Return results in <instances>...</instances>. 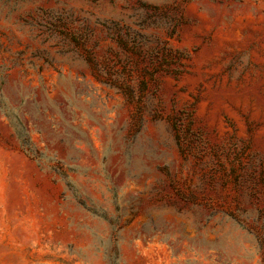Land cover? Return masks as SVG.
Returning a JSON list of instances; mask_svg holds the SVG:
<instances>
[{"label":"rangeland","instance_id":"374dc122","mask_svg":"<svg viewBox=\"0 0 264 264\" xmlns=\"http://www.w3.org/2000/svg\"><path fill=\"white\" fill-rule=\"evenodd\" d=\"M0 85V264H264V0H0Z\"/></svg>","mask_w":264,"mask_h":264},{"label":"trees","instance_id":"16d2710c","mask_svg":"<svg viewBox=\"0 0 264 264\" xmlns=\"http://www.w3.org/2000/svg\"><path fill=\"white\" fill-rule=\"evenodd\" d=\"M150 66L152 70L147 71L148 79H152L154 77V74L157 73L159 70L166 74H172L174 72L171 71L169 68L170 65L173 63V56L171 51L164 45L162 46V53L161 57L159 55V52H156V50H152L150 52ZM87 62H89L91 65V69H93V76L96 80H99L105 85L111 86L113 88H116L118 91H120L127 100L132 101V93L130 90V87L127 82L121 81L119 79H112V73L103 74L101 73L95 66L96 63L92 61V59L88 58ZM103 76L107 77L106 79L103 78ZM147 79L142 81V85L145 87L147 84ZM1 88V85H0ZM22 103L17 108H12L9 106L7 100L4 98V95L0 89V111L1 114L4 116L6 121L8 122V125L12 128L13 133L15 135V139L18 142L20 150L26 154L30 159L43 162V163H50L55 162V157L48 156L47 153L39 150L32 141V134L31 127L29 125V121L26 119V114L22 108ZM24 106V105H23ZM51 170H53L55 173L62 176L66 181L68 180V176L66 174V171L63 168V163L56 162L55 165H51L49 167Z\"/></svg>","mask_w":264,"mask_h":264}]
</instances>
